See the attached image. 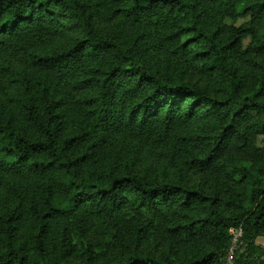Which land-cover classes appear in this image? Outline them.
<instances>
[{
  "label": "trees",
  "instance_id": "trees-1",
  "mask_svg": "<svg viewBox=\"0 0 264 264\" xmlns=\"http://www.w3.org/2000/svg\"><path fill=\"white\" fill-rule=\"evenodd\" d=\"M263 29L264 0H0V264H228L231 230L264 264Z\"/></svg>",
  "mask_w": 264,
  "mask_h": 264
},
{
  "label": "rangeland",
  "instance_id": "rangeland-1",
  "mask_svg": "<svg viewBox=\"0 0 264 264\" xmlns=\"http://www.w3.org/2000/svg\"><path fill=\"white\" fill-rule=\"evenodd\" d=\"M249 21V17H245V18H242V19H239V20H237V21H235V22H232L231 20H226V24H228V25H231V24H234L235 26H240L241 24H243V23H246V22H248ZM110 25H111V23H109V22H101V21H99V23L97 24V27L99 28V29H101V30H107V29H109L110 28ZM65 35H67V36H62V35H60V34H58V35H56L55 36V38L53 39V47H60V46H62V45H64V44H66V43H68V41H69V39L70 38H72V37H74L75 36V34L73 33V32H71V33H67V34H65ZM261 35H263L264 36V29L261 31ZM249 38H246V39H244L243 40V46H242V48H244V47H246L247 46V44H248V42H249ZM9 61H11L12 63H14V60L13 59H11V60H9ZM14 65H15V63H14ZM16 66H18V65H16ZM195 80H197V76H195V78H194ZM199 79V78H198ZM198 82H200L201 84H203L205 81L204 80H202V77L198 80ZM15 91H17V88H14L13 90H11V91H8L6 94H0V100H3L5 97H6V95H11V94H13ZM193 181H194V178L192 179ZM102 229V225H101V222H100V220H97L96 221V232H97V235H93V238H94V236L97 238V240L98 241H102L100 238H103V235H100L101 233H99V231ZM95 234V233H94ZM236 232L234 233V235H233V238L235 239L236 237ZM95 239V238H94ZM93 239V240H94ZM95 242H96V239L94 240ZM107 242H108V240H106ZM261 243V242H260ZM258 244V243H257ZM234 246V249L236 250L237 249V247L239 246V244L238 243H236V242H234V244H233ZM259 245V244H258ZM259 246H261V245H259ZM262 247V246H261ZM263 248V247H262Z\"/></svg>",
  "mask_w": 264,
  "mask_h": 264
},
{
  "label": "built area",
  "instance_id": "built-area-1",
  "mask_svg": "<svg viewBox=\"0 0 264 264\" xmlns=\"http://www.w3.org/2000/svg\"><path fill=\"white\" fill-rule=\"evenodd\" d=\"M235 232H236V236H235L236 238L235 239L233 238L232 247L230 248V250L228 252V258H227L228 264H232V255H233V252L235 251V249L233 247L234 246L233 244H234V242L239 244V238L241 236V231L240 230H231L230 234L232 235V237H233Z\"/></svg>",
  "mask_w": 264,
  "mask_h": 264
},
{
  "label": "crops",
  "instance_id": "crops-1",
  "mask_svg": "<svg viewBox=\"0 0 264 264\" xmlns=\"http://www.w3.org/2000/svg\"><path fill=\"white\" fill-rule=\"evenodd\" d=\"M256 242L264 248V237L258 238Z\"/></svg>",
  "mask_w": 264,
  "mask_h": 264
}]
</instances>
